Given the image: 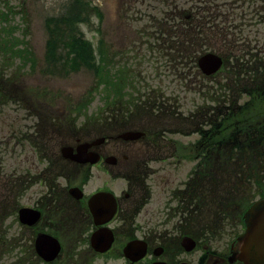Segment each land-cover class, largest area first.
Here are the masks:
<instances>
[{
	"label": "rangeland",
	"instance_id": "1",
	"mask_svg": "<svg viewBox=\"0 0 264 264\" xmlns=\"http://www.w3.org/2000/svg\"><path fill=\"white\" fill-rule=\"evenodd\" d=\"M71 1L0 0V90L3 91L0 94V264H30L29 261L34 259L7 255L10 247L5 242L8 239L3 227L8 224L5 217L13 206L9 196L15 197V193L30 180L29 177L36 178L37 182L39 176L46 174L43 171L46 164L40 162L35 154L37 146H42L46 154L54 158L62 146L74 145L75 138L92 140L98 137L99 131L108 132L118 128L125 122L124 118L139 124V128L147 129L144 122L149 123L146 119L152 117L151 129L158 136L166 135L164 137L167 139L161 142L157 140L156 144L154 142L147 147L142 145L144 143H135L139 144V148L156 152L166 151L172 146L179 147V140L188 144L198 138L196 134H191L193 125L199 118L211 115L215 105L211 99H207L215 91L220 94L219 88L215 90L216 84L226 82L222 73L215 79L205 77L191 62L184 65L186 60L183 56L175 53L167 56L165 49L169 48V43L163 38L156 40L155 35L163 27L167 28L165 24L160 25L168 9L165 0H86L92 16L96 9H101L100 15L90 20L88 25L78 18L74 25L81 28L79 33H84L92 46L95 62H99L101 69L94 72L82 66L76 71L68 68L70 71L63 74L62 67H70L65 58L47 75L48 66L41 64L52 35L46 30L44 20L47 16L59 14L63 7L69 9ZM198 1L202 4H198ZM209 1L184 0L183 4L182 0H177L176 10H188L195 3L200 17L196 18L195 24L199 20L202 23L211 20L213 27L218 26L223 33H229L227 39L210 30V41L206 44L213 52L237 56L256 51L263 59L264 2L250 18V8L246 9L247 14L244 10H236V0H220L215 8ZM190 12L193 14L194 10ZM242 13L244 26L238 20ZM68 27L65 24L66 30ZM101 38L105 47L103 50L99 48ZM20 49L23 52L19 55L25 57V63L23 58L14 55ZM68 54L70 57L69 50ZM32 57L37 61L35 65L30 60ZM133 82H136L134 86ZM142 93H146L143 102L137 104L134 101L136 105L125 102L130 98H140ZM156 97L159 98L156 101L158 107L152 106L150 101L144 102L147 98ZM197 111L201 115L196 120L189 119L192 125L187 126L185 137L181 136L178 130L183 129V120L178 117H189ZM121 127L131 128L125 124ZM38 130L41 132L38 133ZM97 150L111 151V156H115V152L119 155V151L124 149L122 144L108 141ZM213 158L217 160L216 154ZM119 159L122 161L120 155ZM124 164L121 168L125 171L133 167L131 162L127 163L128 166ZM190 169L191 164H185L176 175V180H185ZM91 173L87 192L102 186L104 180L109 178L97 168L92 169ZM166 174L174 179L169 168ZM109 181L116 190L124 187L122 181H112L110 178ZM37 186L22 200L21 205H32L29 196L39 192ZM156 197H161L159 188ZM213 210L210 206L205 207L203 217H211Z\"/></svg>",
	"mask_w": 264,
	"mask_h": 264
},
{
	"label": "flooded vegetation",
	"instance_id": "2",
	"mask_svg": "<svg viewBox=\"0 0 264 264\" xmlns=\"http://www.w3.org/2000/svg\"><path fill=\"white\" fill-rule=\"evenodd\" d=\"M249 7L258 8V0H244ZM226 7V5H224ZM124 150L115 152L101 150L102 159L115 157V166L99 164L106 176L122 181L120 191L105 187L96 191L111 192L115 195L117 210L106 222L96 223L86 196L76 201L60 187L47 186L52 180L44 179L45 193L33 196L32 206L41 212L38 225L27 226L17 222L19 239L34 241L35 236L44 230L56 231V220L60 216V229L64 246L69 249L64 264H242L237 260L239 245L237 238L245 231L244 212L228 209L213 211L211 217H203L199 195L183 193L182 183L164 177L166 162L178 160L176 154L167 151L151 152L139 148L138 142H123ZM140 142L144 143V139ZM130 146L131 148L127 147ZM144 146V145H143ZM147 147V146H146ZM158 155V156H157ZM132 163L129 174L121 168ZM146 166L144 178H139L140 166ZM157 166V168H154ZM113 168H116L113 169ZM68 185V180L63 179ZM88 184H77L84 192ZM159 188L161 197L154 191ZM54 190L63 191L65 203L53 208ZM68 207L72 216L62 219L59 208ZM149 207H152L148 209ZM28 234V236H26ZM98 234L99 243H108L110 248L98 252L93 246V237ZM192 240L194 250L187 251L185 246ZM131 247L128 253L127 247Z\"/></svg>",
	"mask_w": 264,
	"mask_h": 264
},
{
	"label": "trees",
	"instance_id": "3",
	"mask_svg": "<svg viewBox=\"0 0 264 264\" xmlns=\"http://www.w3.org/2000/svg\"><path fill=\"white\" fill-rule=\"evenodd\" d=\"M83 1L78 0L77 2L79 3H77L76 6L73 5L67 12L65 11L56 18H51L49 19L50 21L47 22V26L49 28V32L52 35V39L48 41L47 59H45L47 62L45 63V65L48 66L47 69L50 73L52 72V68L58 67V62H64L65 58L69 62L70 67L66 65L63 66L61 70L63 74L69 72L68 68H70V70L76 71L82 66H87L90 69L94 68L96 70L99 67L97 62H95L96 58L92 46L83 38V35L79 33L80 31L79 28H77L78 26L74 25L77 22L78 18H80V20L84 21V23L86 24L90 23L92 13L90 7L86 5ZM65 24L69 26L67 30L65 28ZM61 38L63 40H61ZM175 46L179 50L184 49H182V45L180 43L176 42ZM189 47L190 44L185 46V48ZM68 50L71 54L70 57L68 54ZM72 54L74 55L73 57ZM30 60L33 63L35 62L33 58H30ZM259 89L264 88L260 87ZM257 91L258 89L256 90V92ZM258 114L259 111L257 112L254 110L245 109L236 114V117L234 118V123L238 122L239 124H241L240 126H244L245 128L253 127L251 124L247 123H254L255 121H257L258 119L251 118V115ZM262 115L264 116V113ZM258 122H260V124L264 126V117ZM224 128L226 127H223V129ZM251 132L249 131V134ZM245 145L249 146L250 149L248 171L251 172L255 169L254 164L256 165L258 158L260 157V161L262 160L263 154L261 151L257 150L254 152V149H258V146L257 142L253 140L252 137H249V140L248 142H246ZM253 176L254 175L249 176L248 179L253 178Z\"/></svg>",
	"mask_w": 264,
	"mask_h": 264
},
{
	"label": "water",
	"instance_id": "4",
	"mask_svg": "<svg viewBox=\"0 0 264 264\" xmlns=\"http://www.w3.org/2000/svg\"><path fill=\"white\" fill-rule=\"evenodd\" d=\"M204 70L206 65L219 64L215 58L206 57L200 62ZM248 230L242 240V260L246 264H264V203L256 204L247 219Z\"/></svg>",
	"mask_w": 264,
	"mask_h": 264
}]
</instances>
